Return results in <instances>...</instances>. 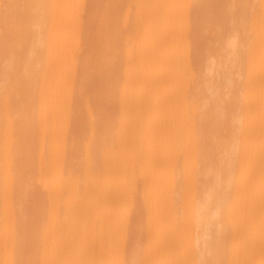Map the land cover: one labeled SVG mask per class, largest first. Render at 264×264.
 I'll use <instances>...</instances> for the list:
<instances>
[{"label": "bare ground", "instance_id": "obj_1", "mask_svg": "<svg viewBox=\"0 0 264 264\" xmlns=\"http://www.w3.org/2000/svg\"><path fill=\"white\" fill-rule=\"evenodd\" d=\"M0 264H264V0H0Z\"/></svg>", "mask_w": 264, "mask_h": 264}]
</instances>
